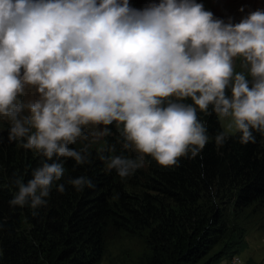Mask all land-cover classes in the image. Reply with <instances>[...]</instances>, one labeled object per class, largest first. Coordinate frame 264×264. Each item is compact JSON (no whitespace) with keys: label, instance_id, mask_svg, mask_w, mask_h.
I'll return each instance as SVG.
<instances>
[{"label":"clouds","instance_id":"clouds-1","mask_svg":"<svg viewBox=\"0 0 264 264\" xmlns=\"http://www.w3.org/2000/svg\"><path fill=\"white\" fill-rule=\"evenodd\" d=\"M198 111L223 122L217 149L230 135L241 144L264 135V9L233 23L197 0L140 9L129 0H0V121L10 143L44 158L26 183L14 181L10 206L35 216L54 185L61 194L65 183L94 187L84 175L58 182L68 159L91 162L87 144L70 145L110 135L113 124L123 149L138 154L100 155L122 182L146 156L165 168L202 160L209 136Z\"/></svg>","mask_w":264,"mask_h":264},{"label":"trees","instance_id":"trees-1","mask_svg":"<svg viewBox=\"0 0 264 264\" xmlns=\"http://www.w3.org/2000/svg\"><path fill=\"white\" fill-rule=\"evenodd\" d=\"M197 115L209 136L202 160L182 157L178 166L165 168L146 156L145 166L123 182L100 159L136 157L123 149L116 124L110 135L70 145L79 150L87 144L91 162L68 159L58 183L84 175L94 187L77 191L65 183L61 194L54 185L35 216L9 201L14 181L26 183L44 158L10 143L8 125L0 121V264H100L109 241L120 236L141 242L137 264H219L240 254L247 246L244 211L264 207V135L254 131L256 142L248 144L239 142V133L230 135L217 149L220 121L215 114ZM112 145L115 153L108 151Z\"/></svg>","mask_w":264,"mask_h":264},{"label":"rangeland","instance_id":"rangeland-1","mask_svg":"<svg viewBox=\"0 0 264 264\" xmlns=\"http://www.w3.org/2000/svg\"><path fill=\"white\" fill-rule=\"evenodd\" d=\"M130 5L140 9L148 0H129ZM204 5V9L211 11L215 18L227 22H238L241 17L250 11L264 9V0H197ZM240 9L244 11L241 12ZM223 129V122L220 121ZM103 127V126H101ZM91 133V127L85 129ZM90 138L97 140L101 136ZM132 155L137 153L128 150ZM241 225L245 230L246 248L240 252L242 260L248 264H264V207L248 208L244 211ZM143 251V246L138 239L120 236L109 241L106 252L100 264H137ZM227 257L219 264H226Z\"/></svg>","mask_w":264,"mask_h":264},{"label":"built area","instance_id":"built-area-1","mask_svg":"<svg viewBox=\"0 0 264 264\" xmlns=\"http://www.w3.org/2000/svg\"><path fill=\"white\" fill-rule=\"evenodd\" d=\"M236 259H239L242 262V264H248L242 260L240 254H232L229 257H227L226 264H234Z\"/></svg>","mask_w":264,"mask_h":264}]
</instances>
